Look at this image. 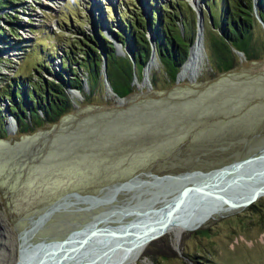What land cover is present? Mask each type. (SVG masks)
<instances>
[{"label":"rangeland","instance_id":"1","mask_svg":"<svg viewBox=\"0 0 264 264\" xmlns=\"http://www.w3.org/2000/svg\"><path fill=\"white\" fill-rule=\"evenodd\" d=\"M0 1L5 3L0 7L2 86L12 77L33 79L34 69L51 79L42 67L61 73L62 50L78 33H93L98 25L109 37L108 28L118 30V7L122 10L132 1L145 7L147 0ZM183 1L193 11L191 0ZM194 2L202 19L203 57L192 81L193 70H185L183 81L165 82L154 56L148 80L133 79L132 92L119 103L106 91L102 75L88 94L79 69L85 80L82 91L89 96L71 95L66 88L70 109L57 121L24 134L16 133V125L4 128L8 102L0 98L5 130L0 138V264H15L21 244L61 239L107 207L130 205L137 213L161 208L176 193V183L155 180L152 174L207 171L264 146V53L252 61L237 55L231 69L213 72L207 37L216 30L209 25L204 0ZM254 29L264 39L262 29ZM146 35L151 36L149 30ZM151 75L157 78L154 88ZM124 181H131L129 188L105 204L76 201L70 195L107 199L108 188ZM63 199L61 207L31 228L26 241H19L30 218ZM130 213L117 210L109 218L134 221L126 216ZM135 264H264V196L215 215L179 238L166 233L150 241Z\"/></svg>","mask_w":264,"mask_h":264},{"label":"trees","instance_id":"2","mask_svg":"<svg viewBox=\"0 0 264 264\" xmlns=\"http://www.w3.org/2000/svg\"><path fill=\"white\" fill-rule=\"evenodd\" d=\"M145 3V7H137L133 1L125 4L122 10L118 7V30L108 28L116 42L126 47L131 59L127 54L116 55L111 41L97 25L93 33L77 32L79 35L73 38L71 45L62 50L61 73H50L43 66L44 72L52 75L51 79L43 77V71L34 69L36 77L33 79L32 76L12 77L0 86V98L7 99V112L15 121L16 133L31 132L43 124L57 121L66 113L72 106L66 88L78 90L86 99L101 78V53L105 57V75L112 92L118 97L130 94L132 81L140 80L150 54L147 30L151 33L154 53L165 82L174 83L175 74L186 59L195 36V13L183 0H161L158 3L157 0H147ZM4 4L0 1V7ZM204 5L208 8L209 25L216 30L207 37V55L213 72L221 73L237 64L234 50L242 52L246 61L261 57L264 39L259 32L255 35L254 27L260 25L252 12V0H204ZM105 8L110 10L108 6ZM256 13L264 23V0H256ZM79 69L86 76L88 94L82 91ZM179 80L183 81V73ZM149 81L154 88L156 76L151 75ZM4 131L0 118V138Z\"/></svg>","mask_w":264,"mask_h":264},{"label":"water","instance_id":"3","mask_svg":"<svg viewBox=\"0 0 264 264\" xmlns=\"http://www.w3.org/2000/svg\"><path fill=\"white\" fill-rule=\"evenodd\" d=\"M194 1L195 0H191V6L195 13V36L192 44L188 48L187 57L181 63L180 68L185 64V62L193 58L194 54L191 51V47L195 45V43L198 44L199 61H201L203 57L202 19L199 7L198 9L195 7L196 3H194ZM252 12L264 34V23L256 13V0H252ZM107 39L111 41L114 47V53L116 55L127 54L131 59L126 48H123L119 43H117L111 35H109V37L107 36ZM148 40L150 43V54L142 69L141 82H145L148 80L147 71L150 65L153 63L155 56L152 38L149 35ZM234 53L243 58L242 52L234 50ZM101 55L102 63L100 73L106 86L105 89L107 92H109V94L115 97V100L121 103L123 97H118L112 92L111 87L106 79L105 57L103 53H101ZM179 70L175 74L174 82L178 80ZM190 80H194V76H191ZM82 87L83 89H85L84 79H82ZM69 89L71 95H79L78 90L72 88ZM6 115V125L4 126V128H15L14 119L7 111ZM181 174H195L196 176L195 178H187L186 175L185 177L181 178L182 180H173V182L176 183V187L174 189L176 195L172 199L173 205H171L172 203H169L164 210L156 214L157 216L155 218L149 217L143 220L130 221L124 225H97L98 223L103 222L104 219H99L94 222L93 220L98 216L95 215L89 221L84 223L80 228L71 230L61 239L46 240L45 238H43L40 241L34 243V246L30 247L28 250L22 249L21 251L19 249L17 259L21 260L16 262L15 264H59L63 259L67 257V254H81L83 257L85 256V258L89 260L86 263H93L100 260L102 256H109L115 251L125 248L124 244L127 243L130 238L135 237L132 241L133 243L131 242L128 248L131 249L133 245H135V239L139 237L146 228L149 230L152 225L155 226L158 225V223H164L178 211L185 210L187 207L191 206L192 203L195 204L199 202L201 198L205 197L219 200L221 203H226L230 207L234 208L246 207L253 203L257 197L264 195V184L257 185L256 187L254 185L264 181V146L255 153L247 155L244 158L229 162L213 169H209L207 171L192 170L176 175H163L157 178L159 180L169 179L168 177L171 178ZM126 182L128 181H124L121 183ZM235 187H242L243 189L235 190ZM226 191H231L234 194L238 195L245 193V196H241V198L239 199L240 202H237L233 198H229L228 195L221 193ZM70 195L79 194L73 192ZM193 207L194 206H192L191 208ZM42 241L44 242L42 243ZM35 246L38 247L36 248V250H34L32 257L26 259L29 256L27 252L32 250V248ZM44 247H50L52 249H50V251L46 254V252L43 250ZM37 255L38 257L33 261L34 257H36ZM101 261L102 263L105 262L104 260ZM78 264L84 263L79 261Z\"/></svg>","mask_w":264,"mask_h":264},{"label":"bare ground","instance_id":"4","mask_svg":"<svg viewBox=\"0 0 264 264\" xmlns=\"http://www.w3.org/2000/svg\"><path fill=\"white\" fill-rule=\"evenodd\" d=\"M195 3V2H194ZM195 7L198 9V5L197 3L195 4ZM191 51L194 54L193 58L187 62H185L186 64H184L179 73H178V80H179V76L185 71V70H193L190 73V78L191 76H194L196 71V66H198L200 64L199 61V49H198V44L195 43V45H193L191 47ZM153 177L155 178V180H157L156 175L152 174ZM187 174H181V175H177L175 177H168V180L171 181H177V180H182L181 178L185 177ZM191 175V174H190ZM187 175V178H195V174H192L191 176ZM138 180V179H137ZM131 181H128L126 183H119L116 185H113L111 187H109L108 192H110V194L108 193L107 195L113 196L114 194L123 191L125 189H128ZM137 183V182H136ZM260 184H264V181L259 182L258 184H254L255 187L257 185ZM133 185V184H132ZM134 186V185H133ZM239 189H243L242 187H235V190H239ZM247 191V190H246ZM225 195H228L229 198H233L235 201L240 202L239 199L241 198V196H245V193L243 194H234L231 191H226V192H221ZM248 194V192H247ZM246 194V196H247ZM176 195V193H174L173 197ZM75 197L76 201H81V202H94V203H108L110 201V199H112L111 197L107 199H101V197L99 196H89V195H72ZM106 196V195H105ZM264 196V195H261ZM164 201L161 208L159 209H152L151 211L148 212H139L137 213V209L134 207H131L130 205L128 206H110L109 208L107 207L105 210V212H100L93 221H97L99 219H104L103 222L98 223L97 225H102V224H114V225H124L127 222L125 221V218L120 219L122 217L125 216H119L118 218H109L114 211L117 210H123V211H128V212H132L130 213V215H126L129 217H132L135 220H143L145 218H149V217H156L157 213L164 210L167 205L169 203H172V199ZM239 197V198H238ZM260 197V196H259ZM259 197H257L256 199H258ZM237 200H236V199ZM255 199V200H256ZM64 199L60 200L58 202H56L55 204L47 207L46 209H43V211H41L40 213H38L37 215H35L34 217L29 219V223H28V227H26L25 230H23L18 238L20 242H24L28 239L29 236V232L31 230V228L37 224H39L47 215H49L50 213H52L54 210H56L57 208L61 207V205L63 204ZM109 205V204H108ZM173 205V203L171 204ZM192 206H194L193 208H191ZM249 206V205H248ZM240 207L234 208V207H230L228 204L226 203H221L219 200L216 199H212V198H201L199 202L195 203V204H191V206L187 207L185 210H180L178 211L175 215H173L169 220L165 221L164 223H158V225H152L151 228L148 230L147 228L142 232V234L137 237L135 239V245H133V247L131 249H128L131 242L133 241V238H130L129 241H127V243L124 244L125 248L119 249L117 251H115L114 253H112L109 256H105V257H101L100 260L95 261L93 263L90 264H135L136 261L138 259H140V256L143 252L144 247L147 245V243H149L150 241L163 236L164 234L168 233L171 234L172 236H175L176 238H179L181 233L183 231H190V230H195L199 227H201L205 222H207L208 220L212 219L215 215H221L223 213H227L233 210H237ZM124 213V212H123ZM129 214V213H128ZM148 214V215H147ZM118 215V214H117ZM95 216V215H94ZM93 216V217H94ZM117 220L118 222H110L108 220ZM38 227V226H37ZM36 227V228H37ZM35 231V230H34ZM31 233V232H30ZM32 236V235H31ZM44 241H42L43 243ZM133 243V242H132ZM34 246L33 245H27L26 247H23V245L21 244L20 250L22 251V249H29L30 247ZM38 246H35L32 248V250L28 251L27 254L29 255L26 259H29L32 257L34 250H36ZM50 247L45 248L44 247V251L46 252V254L50 251ZM21 253V252H20ZM40 254V253H39ZM26 256V255H25ZM67 257L65 259H63L59 264H78L79 261L84 263V264H88L86 262H88L89 260L87 258H85V256L83 257L81 254H67ZM38 257V255L36 257H34L33 261ZM82 259V260H79ZM21 259H17L16 262L20 261ZM101 260H104L105 262L102 263Z\"/></svg>","mask_w":264,"mask_h":264}]
</instances>
